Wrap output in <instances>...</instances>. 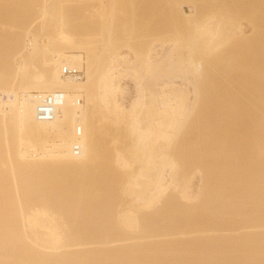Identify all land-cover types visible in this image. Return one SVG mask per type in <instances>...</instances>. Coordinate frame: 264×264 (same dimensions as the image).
I'll return each instance as SVG.
<instances>
[{
  "label": "bare ground",
  "instance_id": "obj_1",
  "mask_svg": "<svg viewBox=\"0 0 264 264\" xmlns=\"http://www.w3.org/2000/svg\"><path fill=\"white\" fill-rule=\"evenodd\" d=\"M247 4L250 36L234 33L230 56L214 61L225 71L230 96L202 91L200 81L217 69L189 60L201 78L194 105L182 99L174 111L157 105L156 93H145L141 75L151 76L166 54L158 58L156 48L141 50L129 38L121 46L134 58L119 59L116 32L93 39L91 31L103 28L104 0H0V95L15 96L7 104L0 99V264H264V0ZM17 49L21 55L11 56ZM84 65L86 80L61 75L64 66ZM123 78L134 79L130 99ZM81 88L96 113L73 105ZM15 89L63 92L66 103L55 121L41 123ZM146 94L151 101L140 113ZM77 121L84 130L79 156L71 135ZM113 131L126 133L125 150L109 141ZM179 145L184 165H202L196 196L188 175L173 176ZM175 202L182 209L174 212L168 207ZM186 216L238 229L192 224L186 231L180 223Z\"/></svg>",
  "mask_w": 264,
  "mask_h": 264
},
{
  "label": "rangeland",
  "instance_id": "obj_2",
  "mask_svg": "<svg viewBox=\"0 0 264 264\" xmlns=\"http://www.w3.org/2000/svg\"><path fill=\"white\" fill-rule=\"evenodd\" d=\"M246 1L248 2V0H104L105 8L101 13L102 14L101 22L103 26L102 31L101 29L94 28L91 31V34L93 39H98L100 37V33H103V35H107L108 34L107 32H109V30L116 32L114 35L113 32L111 31L112 35H114L113 39L117 43L116 48L113 49V53H114L113 55L117 56L119 59H121L120 54H129L131 58H134V54H133L134 52L129 51L128 53L127 52L128 50L123 49L121 46L122 45L121 43H123L125 40L129 38L137 39L136 41H138L142 45L140 48L141 50L143 49L146 50L147 48H151V47L156 48L155 53L158 56L157 55L155 56L158 58H161L163 57L164 54H166L164 60L157 65L155 69L156 72L153 70L154 72L152 71L153 73H151L150 76V73H147L146 75V71L141 70L143 72L141 75L145 74L143 82L144 83L146 82L145 85H148L147 88H149V90L146 89L145 93L148 94L149 91L151 90L150 91L151 93H156V101H158L157 105H162V106L166 105L167 108L176 111V110H180V104L182 99L186 101V104L189 103L194 105V99H195L194 82L195 83L197 81L199 82L201 78L200 79L198 78L200 73L194 74L192 72L193 69H191L190 66L191 65L190 61L192 60L195 63H199L201 68L208 69L210 72L216 71L217 69L216 71L217 76L214 75V78L212 76L211 77L212 79L208 78L210 80H205L203 82L200 81L202 86H200L199 88H202L203 89L202 91H206V92L210 91L211 93L213 89L216 90L219 89L224 91V93H222L223 94L222 97L224 99H227L230 96V90H228V87H225V80L222 79L223 78L222 76L225 75L223 74V72L225 73V71L223 70V67H221L222 65L217 66L215 65L214 61L219 58L222 59V57L223 59H225L227 52L230 53L231 51L232 53L231 50L232 47L229 46V43L230 41H231L230 44L233 43V41L235 40L234 38L237 37L235 35H237L242 31L244 32L245 35L250 36L252 32V27H251L252 25L249 22L250 9L247 8L249 6ZM162 10L164 12H162ZM186 12L188 14H192V13L196 14L198 18V19L196 18L197 21L195 20L194 17H190V18L186 17ZM115 18L117 23L114 24L112 22H115ZM192 18L194 19L192 20ZM110 20H114L111 22L112 26H110L111 25L109 22ZM114 26H116L117 28L113 29L112 27ZM85 30L86 31L85 33H83V35L81 36L76 35L77 36L76 38L77 39L85 38V34H87L88 29ZM37 32L38 31L35 32V35L37 34L38 37L43 35L41 34L42 32H38V33ZM234 33L236 34L234 35ZM35 35L32 34V37L34 36L33 39L38 38L35 37ZM229 53L227 57L230 56L231 53L230 54ZM19 55H21V49H17L15 52L12 53L11 56L14 57ZM168 68H173L175 71L170 75L169 74L165 75L166 76L165 77L164 71H166ZM40 69L42 70V68ZM83 69L86 73L87 70L85 65L83 66ZM220 69L223 70V72ZM218 71H220V73ZM211 74L213 75V73ZM196 76L199 80L198 79L196 80ZM86 79H87V73L85 80ZM123 79H124L123 86L126 85L124 88H126V90L128 91L126 92V97L130 99L134 96V86H133V81H131L134 79L133 78H128V79L123 78ZM147 81H149L150 83L149 82L147 83ZM165 81L171 82L170 84L172 86L170 85L160 88L159 85L163 84V82ZM157 83L158 86H156ZM174 89L181 91V98L178 97V95L174 94L176 93L175 91L173 92ZM226 90H228L229 93L228 91L225 92ZM168 91L173 92L172 94L174 95L169 94ZM15 92H17V97L20 100V96L24 94V92L18 89H15ZM69 92H73V91H69ZM226 93L228 95H226ZM76 94L77 93L75 94L69 93V95H76ZM78 94L80 95V97L83 96L84 98V104H83L84 109L88 110L90 114L94 113L95 111L97 112V109L92 108L87 104V99L89 98V96L85 90H82L81 88ZM147 94L144 98L145 104L143 105L140 113H145L144 111L148 107L147 103L151 101L150 97ZM211 100H213V98ZM9 109L10 108H6L8 112L10 111ZM195 112L197 113V111ZM194 116L196 117V114H193V116L190 117L194 118ZM112 127L113 129H115L116 127L114 122H112ZM73 130L74 128L72 129L71 135L74 134ZM125 136L126 133L122 134L120 132L113 131L109 134L108 138L109 141L111 142L116 141L121 146V150L123 151L126 148L125 143L127 142V140L124 138ZM72 137L75 138L74 135ZM179 146L180 147H178L174 157L177 164L174 166L175 170L173 171L174 172L173 176L176 175V177H178V179L181 180V174L183 175L185 173V175H188V177L190 178L191 193L194 196H196L202 184L203 169L202 167H200L202 165L198 164L197 162H196L197 164L191 163L192 167L190 165H189L190 167L184 165V161H182L183 159L181 158V145ZM184 166L189 167V169L186 168V170H184L185 169ZM138 170L139 169L136 168L135 172L137 173ZM181 170H184V172ZM170 173H171V169L167 167L165 172L167 178L168 176L172 177L171 174L173 173L171 174ZM169 195H171L170 190L166 191V193L163 194L161 201L166 200ZM116 199H114L113 201L118 202V200ZM174 207L176 209L179 207L178 210L182 209L181 208L182 206L181 204L179 205V202L171 203V206L169 205L168 208L173 209L174 212L178 211ZM186 217H184L186 219L185 220L186 223L185 221L182 220H181L182 222L180 221V223L183 224V228L185 230L187 229L186 231L192 230L193 227L194 228L198 227L196 229H200V230L224 229L227 227H228L227 229L229 228L234 230L238 229L237 225L234 226L230 225V227L227 225L226 227H224V225L222 224L215 225L213 221L205 217H201V219L199 217L197 218V220L196 217L194 218L193 216L190 217L186 216ZM203 218H205L206 220L205 219L203 220ZM192 224L195 225H193L192 227ZM189 228L191 229L188 230ZM185 245L188 246L189 244H185ZM191 247H193V245H191Z\"/></svg>",
  "mask_w": 264,
  "mask_h": 264
},
{
  "label": "built area",
  "instance_id": "obj_3",
  "mask_svg": "<svg viewBox=\"0 0 264 264\" xmlns=\"http://www.w3.org/2000/svg\"><path fill=\"white\" fill-rule=\"evenodd\" d=\"M61 75L72 82H80L85 80L86 73L84 69L71 68L64 66L61 68ZM25 99H28L35 109V118L38 122H53L60 115L61 109L66 103V94L63 92H55L51 94H39V93H29L22 94ZM14 95H0V99L3 103L7 104L9 101H13ZM84 98L82 96L81 100L77 99L73 102V105L78 107L83 106ZM75 140L76 144L73 147V152L76 156H79L82 152V147L80 141L84 133L83 126L80 121H77L75 125Z\"/></svg>",
  "mask_w": 264,
  "mask_h": 264
}]
</instances>
